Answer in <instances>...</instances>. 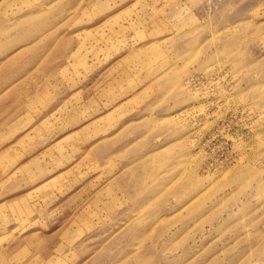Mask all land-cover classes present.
Instances as JSON below:
<instances>
[{
    "label": "rangeland",
    "instance_id": "374dc122",
    "mask_svg": "<svg viewBox=\"0 0 264 264\" xmlns=\"http://www.w3.org/2000/svg\"><path fill=\"white\" fill-rule=\"evenodd\" d=\"M0 264H264V0H0Z\"/></svg>",
    "mask_w": 264,
    "mask_h": 264
}]
</instances>
